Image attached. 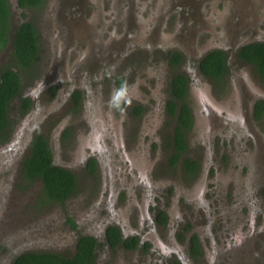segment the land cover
<instances>
[{
	"label": "flooded vegetation",
	"instance_id": "flooded-vegetation-1",
	"mask_svg": "<svg viewBox=\"0 0 264 264\" xmlns=\"http://www.w3.org/2000/svg\"><path fill=\"white\" fill-rule=\"evenodd\" d=\"M15 3L22 18L16 27L32 22L40 45L37 60L24 68L15 63L13 35L9 33L8 43L0 50L1 56L4 49L12 47L10 59L0 63V74L8 67L21 72V86L10 102L8 124L0 131V141L16 144L15 150H23L19 157L22 174L33 140L43 135L53 164L71 170L76 177V189L80 185L77 172L56 162L47 131L29 134L24 142L16 140L11 111L14 103V115L26 118L44 111V102L50 98L68 96L75 106L88 97L84 81L90 86L94 82L96 97L103 94L104 88L108 89L111 108L116 112L120 107L122 118L160 116L152 133L137 136L138 143L134 145L144 150L140 154L119 151L123 143L113 137L116 131L103 127L97 119L84 115L88 122L75 121L77 126L73 130L84 126L85 130L99 132L95 135L99 141L92 144V153L83 167L93 176L101 172L104 186L99 200L107 217L99 231H81L70 254L55 253L74 256L81 237H92L96 242L93 264L100 263L102 248L112 254L118 250L151 252L157 246L166 252L181 250L173 240H151L145 224L164 229L175 221L178 212L169 202L172 204L176 188L170 175L181 166L184 175L196 176L204 164L213 165L215 149L219 150L221 160H225V151L238 156V161L244 152V161L253 166L251 183L259 182V153L264 154V140L259 138L260 123L264 120V77L254 62L244 57V50L248 45L264 43V0H44L39 7H21L19 0ZM31 11L38 12V17L24 19ZM43 36L50 42L51 55L47 68L39 70ZM146 69L156 71L147 74ZM253 73L259 84L252 78ZM133 81L145 85L146 93L138 98L147 99H137L131 92L126 96L120 93L121 88H130ZM29 82L32 86H27ZM127 122L128 134L133 135L132 124ZM161 123L168 127L161 130ZM65 127L66 123L60 126L58 135L69 144L70 133ZM195 141L201 143L200 148L205 146L202 160V149H193ZM153 151L155 161L166 160L163 165L168 168L162 171V178H155L148 162ZM168 151L170 154L165 156ZM191 161L196 163L195 168ZM23 176L29 181L42 180ZM42 183L44 188L43 180ZM75 192L63 201L43 195L44 201L67 203ZM221 192L227 191H211L209 204L215 202L217 206ZM122 199L128 205L126 225L120 219ZM69 219L75 229L79 227L74 217ZM242 224L247 228L243 229ZM263 225L255 226L254 221L242 219L237 227L229 230L225 226L215 234L212 224L210 248L201 233L194 230L185 235L188 257L195 259L205 254L211 258L210 264H264V248L253 250L256 241L260 242L256 236ZM114 230L119 235L115 242ZM163 264L188 263L180 254Z\"/></svg>",
	"mask_w": 264,
	"mask_h": 264
},
{
	"label": "rangeland",
	"instance_id": "rangeland-1",
	"mask_svg": "<svg viewBox=\"0 0 264 264\" xmlns=\"http://www.w3.org/2000/svg\"><path fill=\"white\" fill-rule=\"evenodd\" d=\"M10 3V35H14V28L22 18L20 19V10L16 7L15 0H11ZM34 15L38 17L39 13L31 11L28 16H24V19H30ZM41 45L42 51L38 69L45 70L51 55L50 42L43 36L41 37ZM11 52L12 47L9 45L1 54L0 63L10 59ZM154 71L156 70H145L147 74H152ZM144 73L143 78H145ZM252 78H255L256 83L259 84L255 74ZM136 82L133 81L130 88H121L120 93L126 96L131 92L137 99H147L138 98L139 96L143 97L141 94H145L147 89L143 83L136 85ZM29 85L31 82L27 83V86ZM93 85L94 82L90 86L89 83L83 81V88L88 91V97L85 98L84 102L74 106L72 104L73 98L68 96L58 99L50 98L44 102V111L40 110V112H36L27 118L14 115L16 109V103H14L11 111L12 127L16 140L24 142L29 134L36 131H47L56 162L77 172L80 185L67 203L44 201L42 180L29 181L22 174L19 157L22 156L23 150H15L16 144L6 145V142L0 141V264H12L16 256L25 252L53 251L68 255L75 247L78 234L81 231H99L101 224L107 217L106 210L101 208L102 204L99 200L101 198L100 190L104 186L99 176L101 172L99 171L100 173L93 176L87 173L83 167L92 153V144L99 141L95 139V135H98L99 132L85 130L84 126L73 130L72 128L77 126L75 121L88 122L84 115L92 119L95 118L93 120L97 119V122L103 127L112 128L116 131V136L113 137L117 142L123 143L119 151L138 154L141 151L144 152L143 149L134 145L138 143L136 138L142 132L147 133V135L152 133L160 116L122 118L120 107L116 108V112H113L111 108L109 90L104 88L103 94L96 97V87ZM163 91L165 92L164 89ZM128 120L132 124L131 132L133 135L128 134ZM167 120L165 118V122ZM165 122L163 121V123ZM65 123V130L70 133L69 144H65L63 136L58 135L60 126ZM167 123L165 125L161 123L160 129L164 130L168 127ZM259 128V138L262 141L264 140V120L260 123ZM198 129L201 130L200 127ZM110 141L109 139L108 143ZM199 143V141H195L196 147L193 149L200 148L201 143L200 145ZM248 145L250 146L249 143ZM251 148L253 151L255 150L254 147ZM200 149H202L200 152V160H202L205 155L204 144ZM151 153L148 156V162L152 165L154 176L155 178H162V171L168 168L163 165L166 160L155 161L156 152ZM169 154L170 151L166 152L165 156ZM224 156L225 160H221L219 150L215 149L212 157L213 165L204 164L194 177H187L182 173L181 166H177L174 173L170 175L172 181L174 180L173 187L176 188V191L171 196L173 197L172 204L169 202L171 208L175 206L176 212H178L175 221L164 229L158 227L153 229L145 224L146 235L151 240L155 238L167 243H169L168 240H173L181 247V250H172L169 251L171 254H166L169 252L157 246L151 252L118 250L112 254L113 252L102 248L99 250L101 251L99 264H163V262L170 261L172 257L180 254L183 255L184 261L188 264H210L211 258L205 254L199 258L189 259L185 235L187 236L194 230L197 233L200 232L207 248H210L211 234L209 229L212 224V232L215 234L225 226L229 230L237 227L242 219H248V223L254 221L255 226L264 224V154L259 153L257 167L259 182L256 180L255 184L251 183L253 176H251L250 170L253 166L244 161L246 160L244 152L241 157L242 161H238V156L226 151ZM246 170L249 171L246 172ZM224 188L227 192L225 194L221 192L222 195L220 194L217 206L215 202L209 204L212 200L211 191L215 189L224 190ZM119 203L123 207L120 219L126 225L125 210L128 205L125 203V199ZM210 206H216V208L211 207L210 209ZM213 215H215L214 218ZM69 217L76 219L80 224L78 228L75 229L69 223ZM216 221L218 224H215ZM90 226L93 229H88ZM242 227H244L243 229L247 228L243 224ZM256 239L260 242L256 241L253 245L254 251H257L259 247L264 248V225L258 232ZM218 244L220 243L218 242ZM109 253L112 254L111 258L107 257Z\"/></svg>",
	"mask_w": 264,
	"mask_h": 264
},
{
	"label": "trees",
	"instance_id": "trees-1",
	"mask_svg": "<svg viewBox=\"0 0 264 264\" xmlns=\"http://www.w3.org/2000/svg\"><path fill=\"white\" fill-rule=\"evenodd\" d=\"M44 0H19L21 7H39ZM11 7L9 0H0V50L8 43L11 28ZM15 63L20 67H30L38 58L39 39L36 26L32 22H23L16 27L13 35ZM244 57L254 62L259 73L264 77V43L251 44L244 50ZM21 72L10 67L0 74V131L8 124V109L13 97L21 86ZM183 89V88H182ZM260 110V114L262 113ZM183 147V145H182ZM191 167L196 163L191 161ZM23 174L31 179L42 178L43 195L50 200L63 201L76 190L75 174L62 166L53 164L48 141L43 135L35 137L31 154L25 159ZM112 240L119 238L114 230ZM113 242V243H114ZM95 240L81 237L78 251L74 256H64L55 252H25L16 256L13 264H93Z\"/></svg>",
	"mask_w": 264,
	"mask_h": 264
}]
</instances>
